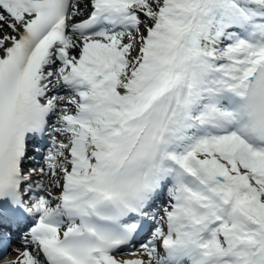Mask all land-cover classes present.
<instances>
[{
    "label": "snow or ice",
    "instance_id": "6c2138e0",
    "mask_svg": "<svg viewBox=\"0 0 264 264\" xmlns=\"http://www.w3.org/2000/svg\"><path fill=\"white\" fill-rule=\"evenodd\" d=\"M0 264H264V0H0Z\"/></svg>",
    "mask_w": 264,
    "mask_h": 264
}]
</instances>
